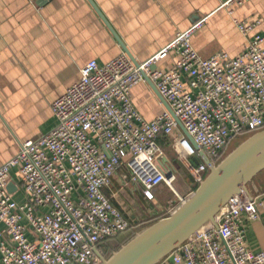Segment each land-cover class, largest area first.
<instances>
[{"label":"built area","instance_id":"2783aa9c","mask_svg":"<svg viewBox=\"0 0 264 264\" xmlns=\"http://www.w3.org/2000/svg\"><path fill=\"white\" fill-rule=\"evenodd\" d=\"M233 2L240 6L244 0L226 5ZM205 20L138 66L125 53L104 65L88 63L80 80L52 104L55 127L0 164L1 235L11 238L0 243L1 264H102L97 251L135 229L105 193L122 169L124 186L152 201L161 185L174 189L176 180L160 164L161 139H171L198 188L209 174L206 160L216 166L232 140L264 130V37L254 36L238 56L219 52L205 59L193 43ZM236 25L245 36L254 28ZM172 53L176 61L159 67ZM144 75L198 149L168 110L148 121L136 109L132 90L146 82ZM13 168L20 180L11 194ZM18 192L23 201L14 199ZM258 204L264 208L246 193L231 200L216 217L217 227L198 231L159 264H264V250L248 248L241 226L244 211L260 218Z\"/></svg>","mask_w":264,"mask_h":264},{"label":"crops","instance_id":"0c3cea01","mask_svg":"<svg viewBox=\"0 0 264 264\" xmlns=\"http://www.w3.org/2000/svg\"><path fill=\"white\" fill-rule=\"evenodd\" d=\"M92 1L139 63L157 55L199 18L206 20L193 43L205 59L219 52L237 56L254 36L264 37V0H244L242 5L230 8L223 6L229 0ZM236 21L255 27L248 36H243ZM123 53L126 54L122 45L89 0H0V164L17 156L21 144L55 127L52 104L80 80L81 70L88 63L96 60L104 65ZM175 61L176 55L172 53L159 67ZM132 100L148 121L167 110L147 82L132 90ZM243 142L229 144L224 158ZM160 144L165 152L160 164L167 173L176 176L171 192L179 197L190 196L195 186L172 149L171 139L163 138ZM183 168L191 180L186 183L180 177ZM126 172L122 169L105 190L122 210L121 202L115 199L114 187L120 190L125 187L122 177ZM258 177L249 186L247 196L264 202V175ZM19 180L16 169L10 182L17 185ZM164 188L165 184L156 190L154 200L144 198L153 205L154 215L149 214L152 218L169 214L167 202L172 201L163 197ZM18 194L14 199L22 201V196L15 198ZM256 211L260 216L256 220L248 212H242L241 226L248 248L260 253L264 250V208L258 204ZM132 219L138 221L136 215ZM3 230L4 225L0 224V243L10 244L11 238L1 235Z\"/></svg>","mask_w":264,"mask_h":264},{"label":"water","instance_id":"95a60500","mask_svg":"<svg viewBox=\"0 0 264 264\" xmlns=\"http://www.w3.org/2000/svg\"><path fill=\"white\" fill-rule=\"evenodd\" d=\"M101 19L113 32L126 54L138 66L134 57L114 32L109 22L92 0H89ZM155 69V67H153ZM146 82L162 98L166 109L175 117L180 128L198 149L181 122L176 118L168 103L158 92L155 84L146 76ZM209 165V174L199 185L195 194L174 214L149 226L123 245L109 259L97 255L102 264H159L186 243L195 233L209 225L217 227L216 217L233 199L249 194V186L264 172V130L253 134L223 160ZM171 173L168 174V177ZM8 190L15 193L16 186L10 183Z\"/></svg>","mask_w":264,"mask_h":264},{"label":"rangeland","instance_id":"374dc122","mask_svg":"<svg viewBox=\"0 0 264 264\" xmlns=\"http://www.w3.org/2000/svg\"><path fill=\"white\" fill-rule=\"evenodd\" d=\"M234 2H236V1H234ZM234 2L231 3L229 6L226 5V3H225L223 6H225L227 8L233 7V6L237 5V3H234ZM204 19H206V18H199L196 22H199V21L204 20ZM253 26L255 27V24ZM252 30H253V28H252ZM198 32L195 34V36L198 34ZM249 33H251V32H249ZM243 36H245V35L243 34ZM233 57H235V56H233ZM67 90H66V92H67ZM251 136H252L251 133L242 134V135L238 136L237 138H235L231 143H233V144L238 143V141H242V140H244V142H245L247 140L246 138H248V137L250 138ZM16 169L17 168H13L11 170V173L14 174ZM187 175H188L187 170L183 168V173H182V175H180V177L183 178L184 183L188 182V180L190 179ZM263 175H264V173L260 174L258 178L262 177ZM189 181H191V180H189ZM196 188H195V191L192 192L190 198L195 194V192L197 190ZM171 190L174 191V189L170 188V186L165 185V188L162 192V195L165 198V200H169V198H170L172 201L171 204L170 203L168 204V202H167V206H168L167 211H169V212H171L175 208L179 207L180 203H181L180 198H184V197H179L178 194H176L175 192H171ZM114 192H115V197H116L115 199H117V201L119 200L122 204L121 207L123 208V210L122 209H120V210L123 212V214L129 220V222H131L133 227H135V229L131 233L125 234L123 236L121 235V236H118V237L110 240L109 242L106 243L105 247L101 248L100 253L106 259H109L115 252H117L123 245H125L127 242H129L137 234H139L140 232H142L143 230H145L149 226L155 224L157 221H154V220H157V219L161 220V219L165 218L166 216H170V214H166L165 216H158V218H152L153 217L152 215H154V212H155V211H153V207H152L153 205H151V203L150 204L147 203V201L144 199V197L140 196L139 193H137L132 186L124 187L121 190L117 186V187H114ZM20 196H22L23 200H24L23 192H20V194L15 196V198H20ZM176 196H177V199H175ZM149 214H152V215H149ZM132 215H136L138 218V221L134 222L135 220L132 219ZM100 261L102 263L101 259H100Z\"/></svg>","mask_w":264,"mask_h":264},{"label":"trees","instance_id":"16d2710c","mask_svg":"<svg viewBox=\"0 0 264 264\" xmlns=\"http://www.w3.org/2000/svg\"><path fill=\"white\" fill-rule=\"evenodd\" d=\"M167 217V216H166ZM159 219H157V220H154V221H158ZM105 247V246H104Z\"/></svg>","mask_w":264,"mask_h":264}]
</instances>
